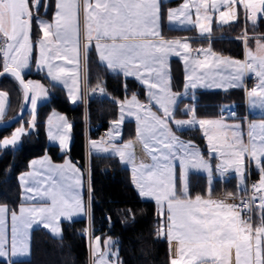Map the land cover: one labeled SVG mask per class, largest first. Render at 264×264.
I'll return each mask as SVG.
<instances>
[{
    "label": "crops",
    "instance_id": "obj_1",
    "mask_svg": "<svg viewBox=\"0 0 264 264\" xmlns=\"http://www.w3.org/2000/svg\"><path fill=\"white\" fill-rule=\"evenodd\" d=\"M47 1L37 0L35 3L37 10L41 6L45 7ZM173 1L177 3L169 6L164 5ZM199 1L202 2L201 0H51L52 12L50 17L39 16L40 21L36 22V26L40 31L41 38L44 37V42H42V57L44 61L48 65H54L60 79L66 81L67 84L65 85L64 82L59 84V82L53 80L52 76H50V69L48 68L47 70L45 66L37 73L46 75L45 77L51 84L62 88L68 102L72 103V106L83 104L84 107L87 104L84 100V94L89 92L87 88V60L90 54H93L97 62L110 74L120 75L126 79H133L143 86L142 77L146 78L150 73H154L153 67L158 63L153 60L152 52H155V49H158L162 44L180 45L179 48L183 46L187 50L186 54L188 53L190 56L191 54H195L196 57V49L201 47L203 57L200 60L197 58V62L203 64V66L197 69L191 58L188 60L192 75L196 76L198 80L200 78V74L198 73L212 72L216 74L219 60L209 56V49L201 45L194 47L191 44V40L194 39H207L210 41L213 38L210 37V34L198 35L196 34V30L190 28L195 33L194 36L168 37L165 34L167 30L185 31L189 29L187 27H190V25L184 24L178 26V24H174L173 22L170 25L166 23V19L163 23V34L160 32L162 15L173 14L179 8H183L182 10H186L192 16L193 9L195 7L200 8L199 5L201 3ZM240 2L241 6L239 7L238 15H241L243 30L239 39H241L243 44V59L238 61H242L243 78L246 79L251 76V79L248 81L250 86L248 87L254 88L263 84L264 72L262 70H264V66L259 59H252V62H249L247 50L245 51V43L251 41L253 43L264 44V35L255 34V30L250 35L246 32V29H257L259 21L264 19V6L263 15L258 20L255 18L252 21L251 28H248L246 16L247 0H240ZM216 3V0H204V3L201 4V9H204L203 11L208 13L222 9L221 2L219 4ZM261 3L264 5V0ZM27 4L28 0H0V51L4 68L22 69L19 71H22L21 73L23 74L30 73L32 70L34 71V68L29 65L25 67V64L22 66L24 68H20L19 59L8 54L13 53L9 48L13 49L15 44L28 42L30 24ZM35 20L37 19L35 18ZM243 20L245 21V25ZM8 43H10V46H8ZM128 48H140L141 54L145 51L144 56L136 59L133 65L136 68L143 67L145 64L144 67H147V70H145L148 73L147 75H141L136 70H131L130 68L133 65L125 67V64H128L126 60L129 57L127 58L128 55H125L123 49ZM148 49H152V51ZM102 50H107L105 57ZM138 60L142 62L141 65H138ZM206 60L208 64L205 68L204 62ZM167 72L164 74V78L168 76L170 82V70ZM75 79L77 81L76 85L71 82ZM67 87L76 95V100H73V102L67 96ZM213 91L199 90L194 95L189 93L185 100L193 102L197 92ZM77 93L79 94V98H77ZM245 94L244 91V98H246ZM47 97L49 99L48 94ZM8 104V95L0 90V122L6 119ZM223 108L224 106L221 109L222 113L224 112ZM232 110L234 111L233 106ZM54 114V112H51L45 122L46 141L48 145L57 147L63 158L60 162H54L48 155H42L29 162L28 169L18 175L20 206L16 212L19 213L20 210L24 209L47 208V210H50L60 207L70 208L68 211L65 209V212H61L59 217L57 215L58 218H55L57 213L53 216L56 223H59L60 220V223L72 222L86 216L87 227L85 236L90 259L93 251V236L96 234L91 225L89 162L92 155L115 156L122 166L129 170L132 186L140 198L146 201L150 200L155 204L158 215L162 220L160 235L168 242L170 264H174V261H177V264H212L217 262L214 259L215 256L224 257L226 255V251L221 247L225 240V233H223L225 227L223 225H225L226 221L224 215L218 217L216 227L218 231L216 235L211 236L206 232L205 235L198 237L195 234V231L200 233L203 231L201 227L203 219L199 217L200 210L208 206L222 209L223 204H220L219 200L223 198H229L228 201L232 208L231 212L233 214H231V219L227 223L236 231L237 237L232 238L233 241L238 243L244 240L245 237H248L250 241L246 254H241L242 251L236 247L234 248L233 256L239 259L238 264H242L240 254L243 256L242 260H244V264H255L254 247L252 246L254 228L261 225L255 221L254 216L251 223L242 221L240 215L235 212L232 206L233 202L239 199L233 193H224L221 190L217 195L212 194L213 184H209L208 182L210 175L208 174L210 170H207L208 165L204 159L196 155L197 153H192L193 147L187 143L189 141L180 139L175 133L176 130L199 129L198 126L188 128L185 126L172 127L174 128L172 129L174 134L172 145L175 151L173 153L170 149L168 151L163 133V131L165 132V127H163L165 123L162 119L156 118L153 121H127L134 123V137L120 144L117 143V137L122 131L119 125L112 127L110 124L108 126L110 134L106 140L100 141L89 138L90 125L85 112V163L84 168L81 169L69 157L72 142L71 125L63 115ZM189 117L193 118L194 116ZM252 117L255 119L264 117V115H253L249 107L245 106L244 116L237 119L246 125L248 135L251 133ZM195 119L204 120L213 118L195 117ZM218 120L224 123L225 121H233L224 120L221 117ZM22 135H24L23 131L16 142H13L12 146L9 147L10 149L14 150L20 146ZM203 138L205 142L206 138L204 136ZM113 139H116L114 140L115 142H113ZM91 144L100 147L102 150L95 147L92 150L90 148ZM249 154L250 148H247L239 150V153L233 152L232 155L228 156H224L223 154L214 156L212 166L216 163V167L211 171L212 177H215L213 178L215 179L213 183L214 181L224 183L230 178H234L236 180V192L242 191L247 195L248 188L254 190L253 181L249 177L251 170L248 169L247 165ZM132 166L138 168L135 175L128 168ZM229 168L232 169L231 172ZM190 173L206 177L207 185L204 195L189 196L188 177ZM243 177H245V182L243 181V183L238 184V179H242ZM177 178L179 179L180 187L178 191L174 192ZM255 194L257 193L255 192ZM259 195L257 194L258 197ZM159 206H161L162 212ZM262 206H264L263 201H261ZM83 208L84 210H82ZM259 212L260 210L255 213ZM259 215L260 213L257 218H259ZM35 228L42 227H34L32 225L29 226L27 231L32 232ZM42 229L46 230V228ZM46 231L48 232V230ZM17 242H20V244L16 246L15 253H18L17 256L21 258H10L11 260L0 258V260L12 262L28 258H23L26 257L25 255L29 251V241L28 238L26 240V235L24 239L21 236L17 237ZM214 244L218 246L216 250L214 249Z\"/></svg>",
    "mask_w": 264,
    "mask_h": 264
},
{
    "label": "trees",
    "instance_id": "obj_2",
    "mask_svg": "<svg viewBox=\"0 0 264 264\" xmlns=\"http://www.w3.org/2000/svg\"><path fill=\"white\" fill-rule=\"evenodd\" d=\"M32 0H28L31 5ZM169 2L164 5H175ZM31 9V7H30ZM31 11L34 13L33 9ZM52 12V2L48 0L46 6H41L34 17L49 18ZM243 27L241 15L227 26L213 27L210 37L212 40H191L194 47L202 45L218 55L236 60L243 59V44L241 36ZM168 37L194 36L193 30H167ZM257 35H264V19L259 21L255 31ZM40 37V31L33 18L32 39ZM1 50V43H0ZM4 69L0 51V71ZM27 79L40 81L48 89L49 99L39 105L36 121L28 123V115L10 129H0V142L11 136L16 128H22L21 144L12 150L9 147L0 148V206L10 211L17 210L20 205V187L18 175L28 169L29 162L42 155H48L54 162H60L63 156L57 147L48 145L44 126L51 112L65 115L71 125L72 142L69 157L81 169L85 163L84 147V116L90 127H108L117 119V101L135 95L139 100H145L143 86L133 79H126L120 75L110 74L100 65L95 56L90 54L87 60V88L99 89L103 94L102 100L89 99L86 107L83 104L72 106L62 88L55 86L40 73L23 74ZM171 85L175 92H181L183 73L179 61H171ZM0 90L9 98L6 119L15 116L22 102V91L11 77L0 80ZM190 104V103H189ZM184 101H180L175 118L185 119L189 116L196 118H217L222 114V107L231 105L239 117L245 114L244 90L231 89L228 91L197 92L192 109L183 110ZM133 122H125L122 127V140L128 141L134 137ZM177 136L197 146L202 155L207 157L204 138L199 129L176 130ZM264 172V160L262 161ZM90 171V214L91 225L95 234L101 237L110 236L115 240L120 264H170L168 242L161 237L162 220L158 215L155 204L142 200L132 186L130 172L122 166L115 156L92 155L89 162ZM259 173L251 170V179L256 180ZM236 180L230 178L221 183L214 181L212 194L217 195L221 190L237 197L246 196L244 192H236ZM206 177L190 173L188 177V191L190 197L202 196L206 190ZM259 213L254 219L264 227V206L258 208ZM255 211V212H256ZM87 223L85 219L61 223V236L52 237L46 230L35 228L31 232L30 256L24 260L10 263L0 260V264H90L87 239L85 236ZM99 229L98 231L96 229Z\"/></svg>",
    "mask_w": 264,
    "mask_h": 264
},
{
    "label": "rangeland",
    "instance_id": "obj_3",
    "mask_svg": "<svg viewBox=\"0 0 264 264\" xmlns=\"http://www.w3.org/2000/svg\"><path fill=\"white\" fill-rule=\"evenodd\" d=\"M37 0H32L31 5L27 4V8L29 9V39L27 43H18L15 44L12 50L13 53L8 54L13 56L14 58H18L21 64L20 68L25 64L32 66L34 68L33 73L39 72L44 66L48 70L50 69V76L59 84L63 83L66 85V81H62L59 75L55 71L54 65H48L44 58L42 57V50L44 37L41 36L37 40L32 39V24L33 18H36V22L40 21L39 16L34 17V14L37 11V7L35 6ZM201 4L204 3V0H201ZM219 4L221 2L222 9L213 11V13L204 12V9L200 8L193 9V15L191 16L186 10H182L179 8L173 14H168L166 16L162 15V25H160V32L163 34V23L164 20L167 24H178L184 25L189 24L190 28L196 30V34L204 35L212 33L213 26H227L238 18L239 7L241 6L240 0H216ZM262 0H247V27L251 28L252 21L255 18H258L263 15V6L261 3ZM210 2V1H209ZM208 2V3H209ZM195 3V2H194ZM43 5V4H42ZM208 5V4H207ZM33 9L34 13L31 11ZM40 9V8H39ZM201 10V11H194ZM161 20V18H160ZM242 20V18H241ZM244 25L245 21L243 20ZM214 24V25H213ZM186 26V25H185ZM256 29H246V32L250 35L253 34ZM195 34V33H194ZM194 38V37H193ZM213 39V38H212ZM211 39V40H212ZM10 43H8V46ZM180 45H169L162 44L158 49H155L153 53V60L156 61L157 64L154 65L153 71L154 73H150L147 75V67H136L133 65L136 62V59L144 56V52L141 54V49L139 48H128L123 49L125 55L129 57L128 64H125V67H131V70H136L141 75H147L146 78L142 77V81L144 82L143 88L145 90V100H139L135 95H131L129 97L124 98L123 100L117 101V119L111 125L121 126L127 121H153L156 118L162 119L165 123L163 127L165 132L164 136L166 139V144L169 149L174 153V146L172 145V138L174 134L172 132V127L177 126H185V127H195L198 126L200 129L201 135L206 138L205 146L207 150V157L205 158L200 149L195 146L191 142H187L192 145L193 150L192 153L198 155L200 158L204 159L206 164L208 165L207 170H210V174L208 177L209 184L213 183V178L211 171L216 167V163L212 166V160L214 156H218V154H223L224 156L232 155L233 152L239 153V150H245L250 148V154L248 157V169L253 172L259 173V176L256 180L252 179V183L254 186V190L257 194H260V202H264V172L262 169V161L264 160V117L255 118L252 117L250 132L248 135L247 127L241 121L236 120L233 121H225L220 122V117L213 119H204L197 120L195 117H189L187 119H177L175 118V113L178 108V104L180 101L184 100L183 110L192 109L193 102H187L185 100L187 98V94L192 93L194 95L196 91H228L231 89H243L245 91V106L249 107L250 112L254 114H262L264 115V79L263 84H260L258 87L249 88L248 84L251 76L244 79L242 73V61H238L236 59H232L229 57L218 55L210 50L209 47H205L209 49L210 57H215V59L219 60L217 73H198L200 74V78L197 80L196 76L192 75L190 65L188 60L191 58L195 67L198 69L203 64L197 62V57L195 54H191V56L186 54V51L183 46L179 48ZM202 46V45H201ZM189 48V47H188ZM100 50V49H98ZM121 50V49H120ZM119 50V51H120ZM152 51V49H148ZM247 50L248 60L252 62V59H259L264 66V44L263 43H253L248 41L245 43V51ZM107 50H102L103 55L105 57ZM34 54V56H33ZM123 54V53H122ZM180 57V59H179ZM256 57V58H254ZM177 60L181 64L182 73H183V86L181 92H175L172 89L171 85V60ZM221 62V63H220ZM142 62L138 60V65H141ZM207 60L204 62V67H207ZM216 64V63H215ZM29 68V67H28ZM202 69V68H201ZM17 70V69H16ZM22 70V69H19ZM18 70V72H20ZM170 70V82L168 76L164 78V74L166 71ZM184 71V72H183ZM264 72V70H262ZM22 72V71H21ZM20 72V73H21ZM42 72V71H41ZM167 72V73H168ZM185 73V76H184ZM23 75V73H21ZM46 76V75H45ZM264 77V76H263ZM66 82V83H65ZM76 85V79L71 81ZM26 85L28 87L30 93V102L28 107V123L29 125H33L36 121V112L37 108L40 104L46 102L48 100L47 94L48 89L45 85H43L40 81L35 79H27ZM67 96L71 102L76 100V95L67 87ZM90 92V90H89ZM102 93V92H101ZM103 95V94H102ZM23 97V96H22ZM77 98H79V94L77 93ZM22 100V99H21ZM43 100V101H42ZM22 103V102H21ZM190 103V104H189ZM72 104V103H70ZM158 111V112H157ZM224 113H230L232 110L231 105L224 106ZM54 115H63L58 112H54ZM162 116V117H160ZM65 117V115H63ZM66 118V117H65ZM7 120V119H5ZM174 123V124H173ZM22 132V128H16L11 136L4 138L0 142V148L10 147L13 142H16L17 138L20 137V133ZM113 139V142H115ZM207 141V142H206ZM117 143H123L122 140V131L120 135L117 137ZM216 146V147H214ZM93 147L96 149L102 150L100 147H97L94 144L90 145V148L93 150ZM204 163V162H203ZM226 164V162L224 161ZM132 170V173L135 175L138 171V168L135 166L128 167ZM182 168V167H181ZM230 169V168H229ZM232 169H230V172ZM250 172V171H249ZM221 176V175H219ZM251 177V172L249 174ZM239 178V177H238ZM178 179V178H177ZM245 180V177L242 179H238V184ZM245 182V181H244ZM176 186V189H175ZM179 179L176 180V185H174V192L179 190ZM89 189V188H88ZM89 194V193H88ZM229 198L220 199V204H223L222 209H216L215 206L204 207L200 210L199 217L203 219L201 224L202 233L195 231V234L199 236L207 234L214 236L217 233V221L218 217L225 216V229L223 233H225L224 244L221 246L226 252L224 257H214L217 261L212 264H238L239 259L236 256H233L234 248H238L241 250V254H246L249 249V239L245 237L244 240L236 243L232 238L237 237L236 231L228 225L227 221L231 219V214H233L232 208L229 203ZM150 201V200H148ZM20 206V205H19ZM18 206V208H19ZM161 206H159L160 208ZM215 207V208H214ZM17 208V210H18ZM66 208H53L47 210L44 209H24L20 210V212H16L17 210L10 211L5 206H0V258L4 260H11L10 258H21L17 256L18 253H15L16 246L20 244V242L16 243L17 237L28 238V253L25 255L27 258L30 256V238L31 232H28L29 226H40L42 228H46L51 236L54 238H58L61 236V220L59 223H56L55 218H58L61 212H65ZM70 208L66 209L67 211ZM161 209V208H160ZM84 210V208L82 209ZM162 212V209L160 210ZM57 213V214H56ZM56 214V215H55ZM55 215V218L53 216ZM58 215V217H57ZM80 218V219H85ZM207 219V220H206ZM79 220V219H78ZM86 220V219H85ZM88 221V218H87ZM228 225V226H227ZM231 225V224H230ZM220 227V226H219ZM220 233V232H219ZM248 236V235H247ZM236 244V245H235ZM252 246L254 247V263L255 264H264V227L256 226L254 228L253 242ZM218 246L214 244V249L216 250ZM16 254V255H15ZM26 254V253H25ZM240 254V261L244 264L243 256ZM223 258V259H222ZM90 264H120L118 260V249L115 243V240L110 236L101 237V235L96 234L93 236V251L90 255ZM219 261V262H218ZM10 263V262H8ZM174 264H177V261H174Z\"/></svg>",
    "mask_w": 264,
    "mask_h": 264
},
{
    "label": "built area",
    "instance_id": "obj_4",
    "mask_svg": "<svg viewBox=\"0 0 264 264\" xmlns=\"http://www.w3.org/2000/svg\"><path fill=\"white\" fill-rule=\"evenodd\" d=\"M202 48L198 47L196 49L197 58L202 59ZM89 99L102 100L103 95L99 89H93L91 92H86L84 94V100L87 103ZM220 117L224 120H236L238 118V114L235 111H231L230 113H222ZM110 131L108 127L101 128L100 126H92L90 127V131L88 133V137L94 140H106L108 139ZM87 137V136H86ZM87 137V138H88ZM233 209L236 213H238L244 222L251 223L255 211L261 207V202L257 194H255L252 188H248L247 195L240 197L232 204ZM99 230L98 228L96 229Z\"/></svg>",
    "mask_w": 264,
    "mask_h": 264
},
{
    "label": "water",
    "instance_id": "obj_5",
    "mask_svg": "<svg viewBox=\"0 0 264 264\" xmlns=\"http://www.w3.org/2000/svg\"><path fill=\"white\" fill-rule=\"evenodd\" d=\"M4 77H11L14 79V81L17 83V85L20 87L22 91V103L21 107L18 111V113L13 116L12 118H9L7 120L0 122V129H10L16 124H18L20 121L23 120V118L26 116L28 112V106L30 102V93L28 90V87L26 85L27 78H25L18 70L15 68H4L2 71H0V80Z\"/></svg>",
    "mask_w": 264,
    "mask_h": 264
}]
</instances>
